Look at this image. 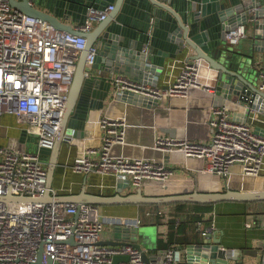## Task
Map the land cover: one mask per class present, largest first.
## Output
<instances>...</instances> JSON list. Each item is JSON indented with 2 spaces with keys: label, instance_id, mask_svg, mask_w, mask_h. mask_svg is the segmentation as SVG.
Segmentation results:
<instances>
[{
  "label": "built area",
  "instance_id": "2783aa9c",
  "mask_svg": "<svg viewBox=\"0 0 264 264\" xmlns=\"http://www.w3.org/2000/svg\"><path fill=\"white\" fill-rule=\"evenodd\" d=\"M27 1L33 4V0ZM112 9V5L102 10L89 8L85 22L77 29L89 32ZM224 37L228 45L236 47L248 37L247 27L238 24ZM85 44V37L60 31L47 21L13 8L8 0H0V118L5 114L14 116L21 130L35 136L38 147L49 149L54 145ZM98 49L93 45L88 52V66L93 64ZM168 63L170 74L163 86L112 74V94L129 92L159 102L165 97L179 100L197 93L214 94L212 82L203 72L207 63L185 59ZM257 76L256 87L264 92V64ZM231 103L232 100H224L209 108V132L203 139L156 132L150 148L163 157L183 155L186 163L194 162L197 175L218 178L223 188L234 176L260 177L264 169V128L257 126L258 119L250 114L246 119L233 116ZM98 125L100 146L74 158V173L110 176L115 183L127 179L130 192L144 191L150 185H167L175 176V168L164 160L113 152L114 146L126 142L127 124L123 118L102 115ZM18 145L13 139L0 143V196L10 193L41 197L46 190L47 167L37 153ZM51 193L57 195L60 191L52 187ZM127 221L131 227L139 224L138 218L135 224ZM109 223L112 222L100 212V207L92 204L0 202V264H36L41 247L44 257L59 264H115L114 256L128 257L116 264H147L141 251L131 244L99 243L106 240L103 235ZM179 251L173 246L162 249L151 262L178 264Z\"/></svg>",
  "mask_w": 264,
  "mask_h": 264
},
{
  "label": "water",
  "instance_id": "95a60500",
  "mask_svg": "<svg viewBox=\"0 0 264 264\" xmlns=\"http://www.w3.org/2000/svg\"><path fill=\"white\" fill-rule=\"evenodd\" d=\"M8 1L13 8L47 21L60 31L85 37L86 44L76 63L63 120L53 147H38L35 136L28 135L25 129L21 130L17 139L20 149L27 147L37 153L39 160L47 167L44 194L34 198L9 193L0 196V202H60L99 207L264 202V178L258 177L259 186L254 187L246 184L248 182L240 185L251 178L242 176H234L233 181L224 188L218 178L197 175L191 188L176 189L171 187L170 181L166 186L150 185L144 191L137 189L125 193L123 189L127 188L128 180L118 179L112 195L86 190L87 177L84 176L79 192L51 193L62 145L69 144L71 139L84 138L90 126L98 124L99 114L109 104L105 103L107 99L154 109L158 107L159 101L133 93L113 95L112 74H122L157 86L158 77L168 62L179 56L187 61L201 60L214 71L212 88L215 100L218 101L217 96L222 95L228 100L241 101L246 104V117L253 110H261L264 92L256 87L252 66V51L257 48L252 46L251 52L235 49L227 44L224 35L238 24L251 25L252 43L263 42L264 0H33V4L27 0ZM109 5L113 9L92 30L81 32L77 29L79 24L85 22L89 8L102 10ZM93 45L99 46V49L93 64L88 66L86 57ZM167 99L176 103L179 101L169 97L162 100ZM217 101L214 105L222 103ZM154 158L152 156L151 159ZM155 159L167 163L170 160L185 162L180 154L164 157L161 154L160 158ZM236 180L237 183L234 182ZM112 225L113 239L101 240L100 244H131L141 251L145 263L153 264L148 248L137 240L140 226L131 227L126 221L123 224L120 218L114 219ZM131 235L132 241H128ZM222 235L223 230L207 228L196 243L179 247L178 264H242L243 259L235 255L233 248L222 245ZM155 254L157 256L159 250ZM120 260H128V257H113L115 264ZM36 264L59 263L44 257L41 247Z\"/></svg>",
  "mask_w": 264,
  "mask_h": 264
},
{
  "label": "crops",
  "instance_id": "0c3cea01",
  "mask_svg": "<svg viewBox=\"0 0 264 264\" xmlns=\"http://www.w3.org/2000/svg\"><path fill=\"white\" fill-rule=\"evenodd\" d=\"M246 27L248 37L241 40L235 49L251 52L249 50L252 49V46L257 48V50L252 51L254 57L252 61L254 71L253 79L257 85V71L264 64V41L254 45L251 40V35H253L251 25ZM183 59L185 57L179 56L177 58V60ZM164 68L161 76L158 77L157 86H163L169 77L170 68L167 65ZM203 72L205 78L213 84L212 76H214V71L209 66H204ZM214 96L215 93L213 95H199L197 93L189 98L179 99L178 103L171 99L162 100L155 109L128 104L124 101H113L110 103V100L108 101L107 99L105 103L107 102L109 104L104 107L99 117L102 115L120 117L127 124L125 131L126 142L124 145L114 146L113 152L121 153L128 157L142 155L148 159H151L152 156L158 159L161 153L154 152L150 148L156 132L168 136L190 135L191 138H196V140L204 138L205 134L209 132L206 123L210 116L209 108L214 106V103L217 101L214 99ZM217 98V102L228 100L222 95L217 96ZM234 101L231 103L233 116L238 119H245L246 104L243 103V105H240L236 102L237 100L234 99ZM262 107L259 111L253 110L250 113V117L258 119L256 121L257 126L264 128V105ZM204 120L206 122H203ZM8 125L13 127V129L7 127ZM0 126H6L7 128L6 135L1 136L0 133V143H7L10 139L17 141L21 127L16 122L14 116L3 115L0 118ZM85 134V137L82 139H71L69 144L62 145L57 169L52 182V187L59 189V194L79 192L83 186L84 176L87 177L86 190L92 193L107 194L116 189V183L113 177L103 176L97 173L83 175L74 173L71 170V164L75 157L82 154L85 150L100 146L101 130L97 123L94 126L92 124ZM168 164L176 170L175 178L170 182L171 187L176 189L191 188L194 178L197 176L196 169L193 168L195 164L182 162L181 160H170ZM260 178H264V169L262 170ZM128 191V187L123 189L124 193ZM215 205L213 212L204 213V217L206 220L213 217V229L223 230L222 245L233 248L235 255L243 259L242 264H261V256L264 252V202H221ZM169 206L173 207L174 211L172 215L165 216L162 223H155L150 216L139 214L142 222L138 226L141 224L143 229L141 227L138 228L137 240L145 248H148L147 251L153 259L156 256L155 252L161 250L158 248V240L161 237L163 239L167 237L166 234L169 229L166 225L167 218L178 212L173 205H167V207ZM207 228L205 231H207ZM113 237L114 233L112 232L111 226H106L103 239L111 240ZM127 240L132 241V235ZM154 248L156 249L154 250Z\"/></svg>",
  "mask_w": 264,
  "mask_h": 264
},
{
  "label": "trees",
  "instance_id": "16d2710c",
  "mask_svg": "<svg viewBox=\"0 0 264 264\" xmlns=\"http://www.w3.org/2000/svg\"><path fill=\"white\" fill-rule=\"evenodd\" d=\"M115 193V190L110 191L107 195H112ZM130 207L135 205H116V206H102V207ZM178 212L167 218L166 225L169 228L168 233L166 234V239L162 237L158 240V248L166 249L170 246L173 247H184L189 243H196L203 233L204 229L209 226H212L213 217H210L206 220L204 213L211 212L215 204L209 205H200V204H186V203H177L173 205ZM137 207V206H135ZM140 208H146V206H138ZM149 207L158 209L160 206L150 205ZM155 223H162V220L165 219V216L160 217L156 213L154 216Z\"/></svg>",
  "mask_w": 264,
  "mask_h": 264
},
{
  "label": "rangeland",
  "instance_id": "374dc122",
  "mask_svg": "<svg viewBox=\"0 0 264 264\" xmlns=\"http://www.w3.org/2000/svg\"><path fill=\"white\" fill-rule=\"evenodd\" d=\"M7 127L13 129V127H11L9 125ZM0 133H1V136L6 135V133H7L6 126H4V127L0 126ZM173 211H174L173 207H171V206H169V207L160 206L156 210H155V208H152L149 206H146V208L145 207L140 208V207H135V206H130V207L121 206V207H117V208L116 207H111V208L100 207V212L102 214H104V216L107 220H110L112 222L114 219L120 218L123 224L125 223L124 220L127 221L129 219L130 221L133 222L136 218H138L139 223H141L142 219L140 218V215H139L140 213H141V215L146 214V215L150 216V218L153 220V222H155L154 216L156 215V213L158 215H160V217H162V216H167V215L169 216L170 214L172 215ZM211 212H213V210ZM162 218H164V217H162ZM133 223L135 224L136 221H134ZM133 223H131V224H133ZM109 226H111V228H112L114 225H112V223H109ZM140 227H141V229H143V226L141 224H140Z\"/></svg>",
  "mask_w": 264,
  "mask_h": 264
},
{
  "label": "bare ground",
  "instance_id": "6f19581e",
  "mask_svg": "<svg viewBox=\"0 0 264 264\" xmlns=\"http://www.w3.org/2000/svg\"><path fill=\"white\" fill-rule=\"evenodd\" d=\"M257 177H251V178H249V179H247V180H245L243 183H241L240 185H243L244 183H246V182H248V183H246V184H252V185H254V187H258L259 186V180H258V178L256 179ZM235 183H237L238 181L236 180V181H234ZM166 186V185H165Z\"/></svg>",
  "mask_w": 264,
  "mask_h": 264
}]
</instances>
